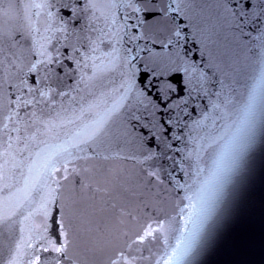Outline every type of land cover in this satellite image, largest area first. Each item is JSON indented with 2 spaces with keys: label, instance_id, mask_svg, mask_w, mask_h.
Here are the masks:
<instances>
[{
  "label": "water",
  "instance_id": "1",
  "mask_svg": "<svg viewBox=\"0 0 264 264\" xmlns=\"http://www.w3.org/2000/svg\"><path fill=\"white\" fill-rule=\"evenodd\" d=\"M40 2L0 0V29L5 34L10 32L24 48L38 42V46L44 45L55 55V41L49 44L45 39L46 15L29 19L33 11H41L29 6ZM74 2L82 4L83 0ZM95 2L103 4L104 0ZM247 2L196 0L199 7L184 18L181 27L187 29L188 39L185 42L181 37L182 46L176 51L182 58L187 53V62L195 61L207 70L209 87L194 103L190 102L186 110L189 118L180 128L168 131L170 137H181L170 141L180 149L172 177L162 181L150 179L146 166L123 156L96 158L87 151L88 145H83L85 152L79 155L88 158L76 161L81 169L79 175L74 180L61 181L60 202L49 205L47 217L43 214L42 202L48 198L49 188L56 187L53 180H61L64 175L59 165L49 175L44 174L49 149L82 133L104 114L117 98L114 89L119 88L121 80L116 71L100 72L89 79L93 76L90 67L83 70L82 81L78 71L66 81L70 88L63 90L70 92L68 97H56L48 107L41 104L39 110L30 109L37 111L39 120L28 133L35 134V138L28 141L27 148L24 143L14 145L5 157L6 145L0 141V215L13 214L17 239L23 237L16 264H32L40 238L42 242L54 239L57 245L63 241L58 228L60 211L65 214L70 231L68 254L72 261L68 264H112L121 252L134 257L135 264H171V248L184 226L188 206L198 207L207 190L212 193L208 223L217 217L219 223L208 236L204 251L184 264H264V49L252 52L249 42L231 27L233 10L241 12ZM141 3L148 6V0ZM251 5V10L244 14L246 27L242 30L247 32L250 28L256 36L259 29L264 34V0H251ZM61 12L68 15L63 9ZM152 15L150 11L139 13L140 19L150 20ZM150 22L155 30L156 21ZM30 23L38 31H30ZM75 23L79 27L82 21ZM170 23L175 27L178 21ZM0 40L7 47L9 37L5 35ZM70 43L75 44V38ZM115 43V38L105 37L94 55L103 60ZM137 43L142 47L145 40ZM117 47L124 55L126 47L136 44L120 43ZM87 50L85 47L81 52ZM60 51L71 54L68 47ZM36 58L39 57L29 55V59ZM64 63L75 68L74 61L65 59ZM133 71L135 87L145 89L158 106L156 120H167L164 105L187 95L183 72L173 71L150 80L143 68ZM21 79L29 85L34 83L32 76ZM21 79L13 76L9 81L5 75L0 80V113L7 114L9 107H15L12 101L20 93L12 85H19ZM167 89L171 91L166 92ZM17 110L24 115L23 110ZM122 123L114 121L111 132H119ZM136 134L141 136L134 145L137 151H147L160 143L149 127L138 126ZM107 147L104 145L101 153ZM19 149L25 150L21 153ZM161 223L166 225L165 230L155 231L142 245L128 247L138 234ZM28 244L34 247L29 248ZM40 254L55 255L42 251ZM8 261V253L0 252V264Z\"/></svg>",
  "mask_w": 264,
  "mask_h": 264
},
{
  "label": "snow or ice",
  "instance_id": "2",
  "mask_svg": "<svg viewBox=\"0 0 264 264\" xmlns=\"http://www.w3.org/2000/svg\"><path fill=\"white\" fill-rule=\"evenodd\" d=\"M29 7L33 10H41L33 11L29 17L30 20L33 17L46 15L45 39L49 44L55 41L52 47L56 54L52 55L44 45L38 46V42H34L31 48H24L10 32L5 34L0 29V38L5 35L9 37L7 47L0 40V80H3L5 75L9 81L13 76L17 79L25 76L34 77V83L31 85L26 79H21L19 85H12L20 93L12 101L15 107H9L7 114L0 113V141L6 145L5 157L14 145L24 143L27 148L28 141L35 138V134L29 136L28 133L39 117L37 111L29 110H39L41 104L48 107L56 97H68L70 92L63 90L70 88L66 81L78 71L81 73V81L84 79L83 70L90 67L93 70V76L89 79L100 72L116 71L119 72L121 80L119 88L114 89L117 98L106 108L103 115L87 125L82 133H77L74 138L56 146L55 149H49L44 174L49 175L50 170L56 169L59 165L64 175L61 180H53L56 187L49 188L48 198L42 202L43 214L47 217L49 205L60 202V189L63 187L61 181L74 180L79 175L81 169L76 166V161L88 158L79 155L85 152L83 145H88L87 151L96 158L102 156L104 159H110L112 155L123 156L141 166H146V175L150 179L162 181L166 177H172L178 167L177 153L180 149L170 141L179 140L181 137L179 134L170 137L168 131L173 127L180 128L181 123L189 118L186 110L190 102L194 103L201 94L206 93L209 87L207 70L195 61L187 62V53L182 58L176 51L182 46L181 37L187 42L188 37L185 34L187 29L181 25L184 24V18L199 7L196 0H148L147 7L142 5L141 0H104L103 4L95 0H83L82 4L74 0H42ZM251 7V0H248L241 12L233 10L234 19L231 27L239 33L241 39L249 42L252 52H257L264 49V34H260L259 29L256 36L252 35L250 28L247 32L242 30L246 27L244 14L250 11ZM61 9L68 15L65 16ZM146 11L153 13L150 20L156 21L155 30L152 29L150 20L139 17V13ZM133 16H136V20H133ZM78 20L82 21L79 27L75 23ZM173 20L178 21L175 27H172L170 23ZM29 29L32 32L38 31V28L31 23ZM105 37L115 38L116 43L111 45L112 51L108 52L102 60L94 54L97 52L98 43ZM73 38L76 40L75 44L70 43ZM140 40H145L142 47L137 43ZM120 43H135L136 47H126L124 55H121V49L117 47ZM254 45L258 47H252ZM62 47L70 48L71 54L61 52ZM85 47L88 50L81 52V49ZM29 55L39 58L29 59ZM65 59L74 61L75 68L66 65ZM140 68L150 74V80L159 79L164 77L165 73L173 71L183 72L186 78L184 88L187 95L177 97L176 101L168 100L163 108L167 120H156L158 106L145 89L135 87L133 78L136 73L133 69ZM170 91L171 89L166 90V92ZM17 109L23 110L24 115H21ZM117 120L123 121L121 130L112 133L113 122ZM152 121H156L155 125ZM138 126L149 127L160 143L147 151H137L134 145L141 136L134 133ZM156 128L161 130L157 132ZM91 145L96 147L93 148ZM104 145L108 147L104 149V153H101L100 149ZM24 150L19 149L21 153ZM7 163L5 159V167ZM211 196V191L207 190L198 207L188 206L187 215L183 218L184 226L179 230L180 235L171 248V264H184L189 258L198 256L204 251L208 236L215 231L219 223V217L211 224L208 223ZM60 215L58 228L63 241L57 245L54 239H48L46 242H42V238L38 239L35 248L39 251L33 253L32 264H68L72 261V257L68 254L69 226L65 220V214L60 211ZM16 228L17 220L13 219V214L5 212L0 215V252L8 253V264H16L20 256L23 237L17 239ZM165 229L166 225L163 223L155 229L149 226L142 234H138L128 247L142 245L155 231ZM28 247L34 246L28 244ZM41 251L55 255L42 257ZM121 261L125 264H135V258L123 252L118 254L112 264H120Z\"/></svg>",
  "mask_w": 264,
  "mask_h": 264
}]
</instances>
